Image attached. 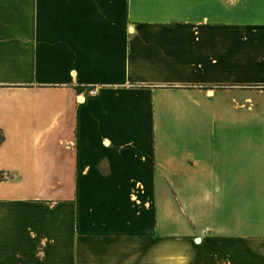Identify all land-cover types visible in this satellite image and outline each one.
Masks as SVG:
<instances>
[{
    "label": "crops",
    "instance_id": "1",
    "mask_svg": "<svg viewBox=\"0 0 264 264\" xmlns=\"http://www.w3.org/2000/svg\"><path fill=\"white\" fill-rule=\"evenodd\" d=\"M0 131V264H264V0H0Z\"/></svg>",
    "mask_w": 264,
    "mask_h": 264
},
{
    "label": "trees",
    "instance_id": "2",
    "mask_svg": "<svg viewBox=\"0 0 264 264\" xmlns=\"http://www.w3.org/2000/svg\"><path fill=\"white\" fill-rule=\"evenodd\" d=\"M2 141H3V135H2V133L0 131V144H1Z\"/></svg>",
    "mask_w": 264,
    "mask_h": 264
},
{
    "label": "built area",
    "instance_id": "3",
    "mask_svg": "<svg viewBox=\"0 0 264 264\" xmlns=\"http://www.w3.org/2000/svg\"><path fill=\"white\" fill-rule=\"evenodd\" d=\"M91 95H94L96 92H95V90H90V92H89Z\"/></svg>",
    "mask_w": 264,
    "mask_h": 264
}]
</instances>
